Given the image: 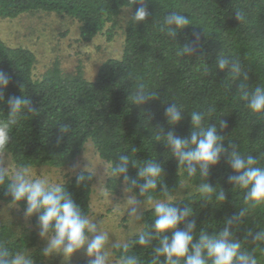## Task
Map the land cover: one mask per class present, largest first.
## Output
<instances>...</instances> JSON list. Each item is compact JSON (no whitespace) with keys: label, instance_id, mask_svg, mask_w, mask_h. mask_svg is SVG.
Instances as JSON below:
<instances>
[{"label":"trees","instance_id":"obj_1","mask_svg":"<svg viewBox=\"0 0 264 264\" xmlns=\"http://www.w3.org/2000/svg\"><path fill=\"white\" fill-rule=\"evenodd\" d=\"M146 2L148 17L144 22H135L132 17L136 5L132 0H0V20L15 19L29 12L68 17L79 23L82 43H89L99 35L112 42L117 18L123 11H130L123 28L120 58L102 63L92 81L85 80L79 69L74 76H62L57 68L35 79L34 54L27 48L10 47L0 39V69L12 77L4 92L5 102L0 104V119L8 114L9 96H27L34 110L33 113L25 111L10 133L9 145L0 153L9 154L16 167L59 169L73 163L91 142L98 157L110 166L119 155H130L138 166L145 160L156 159L163 164L164 183L173 196L182 182H186L187 190L177 200V206L193 208L194 216L189 219H195L197 231L203 227L208 234L215 233L223 227L226 218L244 207L243 192L231 189L227 182L232 174L230 167L222 158L208 178L214 188L225 190L224 204L214 200L205 204L203 195L196 190L201 182L199 175L188 178L166 147L154 140L153 129L159 127L165 133L174 131L178 136H188L191 125L187 113L207 112L211 108L213 115L206 117L205 123L211 119L210 124H217L218 132L225 136V146L236 143L243 155L264 153V118L250 113L246 102L236 94L239 81H232L226 71L216 68L215 62L221 54L238 60L248 75L250 89L264 86V0ZM173 11L188 16L190 25L171 39L161 29L164 17ZM185 44H189L193 52L181 57L180 47ZM140 85L158 93L156 100L142 107L128 99ZM171 102L185 111L176 126H169L164 116ZM220 121L226 125L223 129ZM65 124L69 125V131L62 133ZM137 172L138 169L129 165L130 178L137 179ZM94 180L93 176L91 181L77 185L75 175L66 182L74 201L89 216ZM121 183L123 178L113 177L107 187L116 192ZM5 187L0 185V203L11 204ZM131 193L140 200L147 199L139 195L138 187ZM152 195L154 199L163 198L159 193ZM23 207L22 202L18 208L23 211ZM153 219L151 211H146L143 228L151 225ZM29 221L38 231L36 217ZM260 229H264V207L249 210L235 235L242 242V250H254L259 264H264V243H254L247 235L249 231ZM8 235V228L0 226V243L13 253L36 246L35 232L13 240ZM129 251L147 264L151 249L137 246ZM113 254L116 260L121 250L114 248ZM34 260L41 264V257ZM75 264H86V259Z\"/></svg>","mask_w":264,"mask_h":264},{"label":"clouds","instance_id":"obj_2","mask_svg":"<svg viewBox=\"0 0 264 264\" xmlns=\"http://www.w3.org/2000/svg\"><path fill=\"white\" fill-rule=\"evenodd\" d=\"M136 5L132 17L135 22H144L149 15L146 0H132ZM238 19L241 17H237ZM190 25V19L179 12L168 13L163 20L162 31L173 39L178 32ZM181 49V57L193 52L189 44ZM216 68L226 71V76L232 81H239L236 94L246 102V107L253 116L264 118V86L250 89L248 75L241 63L231 57L218 55ZM12 77L0 69V104L5 102L4 92L9 87ZM23 86H21V91ZM158 93L149 91L140 85L129 97L132 104L144 106L156 100ZM8 114L0 119V152L6 150L10 143V133L19 124L25 111L33 113L30 100L25 95L9 96L7 101ZM213 109L207 112L193 110L187 113L190 117L191 130L188 136H178L174 131L165 133L163 128L153 129L154 140L166 147L175 159L177 166L188 178L196 177L201 182L196 186L198 193L204 197V203L215 201L224 204L226 192L221 187H213L208 183L210 172L223 158L230 167L232 174L227 177L231 189L243 192V204L239 211L224 220L223 227L217 232L208 234L201 227L197 231L193 208L179 207L171 190L164 183V167L156 159L145 160L137 165L130 155H119L110 166V175L123 178L125 192L139 190V195L147 196L148 211L154 219L151 225L136 229L128 238L113 242L106 231L100 230L98 224L74 201L66 188V179L52 182L47 178H33L27 167L16 168L11 175L0 167V185H6V194L10 203L17 208L23 202L25 218L36 217L38 234L45 246L40 249L43 257L59 255L64 261H70L74 254L83 252L86 264H109L110 247L121 250L116 258V264H145L140 256L130 253L134 247L151 249L147 264H259L252 252L242 250L241 240L236 239V231L243 223V218L249 210L264 207V153L256 156L243 155L236 143L225 146V136L220 134L217 124H210L206 117L213 115ZM185 113L183 107L171 102L164 110V116L169 126H176ZM223 129L226 125L220 121ZM69 131L65 124L61 132ZM59 142V141H58ZM129 165L138 169L137 179L128 175ZM79 165L73 166V172ZM94 174L86 172L85 168L76 175V184L91 181ZM142 181V182H140ZM159 186V190H158ZM159 193L163 198L154 199L152 194ZM128 215L140 220L143 213L137 207L135 195L127 198ZM183 225V227H181ZM254 243H264V229L247 233ZM0 264H36L29 250L11 252L0 243Z\"/></svg>","mask_w":264,"mask_h":264},{"label":"rangeland","instance_id":"obj_3","mask_svg":"<svg viewBox=\"0 0 264 264\" xmlns=\"http://www.w3.org/2000/svg\"><path fill=\"white\" fill-rule=\"evenodd\" d=\"M130 18V11H123L116 20V36L112 42H107L104 35H99L89 43L79 40L80 25L77 21L56 14L43 12H29L15 19L0 20V39L10 47H23L29 49L35 56L34 78L39 79L57 68L62 76H74L79 69L83 78L92 81L96 78L101 64L108 59L120 58L123 47V28ZM79 168L73 172V166ZM0 167L11 173L18 167L9 154L0 153ZM85 168L86 172L94 174L92 195L90 199V217L98 224L102 231L110 237V245L128 238L136 229H143L144 213L148 211L146 200L138 198L137 207L143 213L138 220L128 215L127 198L132 193L125 192V184L121 183L116 192L107 187L110 175V165L102 161L96 154L91 142L84 146L82 154L70 165L63 168L29 167L33 178L43 177L52 182L66 179V182L80 173ZM187 190L186 182H182L174 195L176 200L181 199ZM0 226L8 228V238L13 240L22 234L35 232L37 235L36 246L29 251L33 259L41 257V264H75L86 259L83 252L74 254L70 261H64L59 255L43 257L40 249L45 242L39 237L25 218L24 212L11 204L0 203ZM114 248L110 247L109 264H116L113 254Z\"/></svg>","mask_w":264,"mask_h":264}]
</instances>
